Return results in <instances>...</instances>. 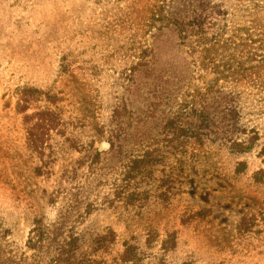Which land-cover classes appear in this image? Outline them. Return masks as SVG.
Segmentation results:
<instances>
[{"label": "rangeland", "instance_id": "374dc122", "mask_svg": "<svg viewBox=\"0 0 264 264\" xmlns=\"http://www.w3.org/2000/svg\"><path fill=\"white\" fill-rule=\"evenodd\" d=\"M260 171L264 0H0V264H264Z\"/></svg>", "mask_w": 264, "mask_h": 264}, {"label": "trees", "instance_id": "16d2710c", "mask_svg": "<svg viewBox=\"0 0 264 264\" xmlns=\"http://www.w3.org/2000/svg\"><path fill=\"white\" fill-rule=\"evenodd\" d=\"M22 94H24L25 96H30L29 94L32 95H38L40 94L39 91H37L34 88H22ZM52 130V125L51 123H42V124H37L35 125L33 128H29L30 133H32V138L36 143H39V145H34L30 148V151H33L35 153H40L43 150V145H44V139L46 136H48V134L50 133V131ZM37 131V138L34 137V133ZM259 175L264 176V171H260V173H258ZM41 239L40 235L32 232V237L30 238L29 242L30 244H34L39 242ZM71 240V239H69ZM73 242L74 241H70V243L66 244L65 249L60 248L57 250L56 254H55V264H73L71 262V259L74 257L71 248L67 249L68 247H72L73 246Z\"/></svg>", "mask_w": 264, "mask_h": 264}]
</instances>
